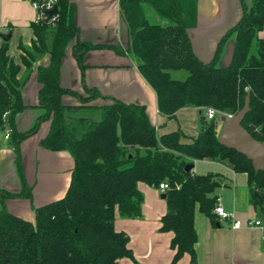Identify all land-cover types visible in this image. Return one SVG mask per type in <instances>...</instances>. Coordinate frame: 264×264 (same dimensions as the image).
I'll list each match as a JSON object with an SVG mask.
<instances>
[{"label":"trees","instance_id":"16d2710c","mask_svg":"<svg viewBox=\"0 0 264 264\" xmlns=\"http://www.w3.org/2000/svg\"><path fill=\"white\" fill-rule=\"evenodd\" d=\"M197 0H118L119 12L127 27L128 44L124 51L136 62V68L156 95L157 110L168 120L185 108H212L217 117L201 115V132L183 142L179 129L157 135L143 106L112 100L103 106L89 103L106 98L96 89L84 88L85 97L61 88L59 72L65 50L71 53L81 76L84 57L95 49L112 46L92 45L79 40L75 10L68 0H60L59 19L54 28L32 24L30 48L20 46L21 65L29 73L37 56L48 55L46 66L35 72L39 85L38 107L44 114L27 132L18 133L15 117L28 107L23 104L21 66L8 55L6 43L0 46V133L9 131V143L16 157L15 166L21 184L18 193L0 191V264H123L134 261L128 237L114 229L116 213L135 219L141 214L142 195L138 184L157 189L167 183L164 192L168 209L161 218L162 232H170L173 264L188 255L197 264L194 253L196 208L214 221L217 205L214 195L220 183L216 175L185 172L196 161L226 162L235 173L247 176L248 187L260 196L253 204L264 213V172L255 173L251 162L234 150L218 144L219 115H235L249 95V112L241 126L257 142H264V0H252L249 6L239 0L240 16L218 40L212 59L201 62L192 50L188 30L196 26ZM153 18L156 19L155 22ZM233 38L230 62L220 67L219 59L226 42ZM185 72L184 79L172 73ZM63 95L79 98L80 106L63 105ZM82 108L87 117L67 120L66 112ZM49 128L40 145L48 151H67L73 168L65 195L35 208L33 223L8 212L7 199L32 202L21 158L20 142L35 134L41 123Z\"/></svg>","mask_w":264,"mask_h":264},{"label":"crops","instance_id":"0c3cea01","mask_svg":"<svg viewBox=\"0 0 264 264\" xmlns=\"http://www.w3.org/2000/svg\"><path fill=\"white\" fill-rule=\"evenodd\" d=\"M68 1L75 10L79 40L92 45L112 46L116 50L95 49L87 52L83 62V77L73 56L66 53L59 72L61 88L71 90L81 97L86 96L85 87L96 89L106 98L95 100L88 106L109 105L112 100L143 106L157 135L179 129L183 142H190L195 138L201 132L200 117L204 116V111L195 108L181 109L172 120L158 112L153 89L140 75L136 62L124 52L128 44V33L120 16L118 0ZM196 3L197 23L188 30V34L193 52L201 62L207 63L213 57L218 40L238 21L240 3L239 0H197ZM35 15L28 0H0V46L6 43L8 55L21 66L19 80L27 78L20 91L22 102L28 108L15 117V129L18 133L29 131L39 117V85L35 72L38 66H46L49 61L46 54L37 56L29 73L20 64V46L30 48L34 39L31 25ZM6 36L8 40L4 41L3 37ZM258 37L264 39V31ZM229 60L227 50L221 55L219 64L225 67ZM61 101L63 105L71 108L80 106L79 98L73 95H63ZM48 128V122L41 123L37 132L22 140L18 146L23 175L27 186L31 188L32 202L27 199L5 200L9 213L31 223L34 221L32 206L38 208L65 195L73 168V160L67 151H48L40 145ZM13 153L16 154L9 140L4 144L0 142V160L12 156ZM15 157L11 159L14 164ZM28 161L33 164L31 171L27 170ZM199 162L207 165L205 173L198 174L193 170L192 173L217 176L220 185L214 192L216 204L226 212L233 213L242 228L232 230L229 220H223L214 213L215 220L211 221L196 208L194 253L197 264H264V215L252 202L253 194L248 187L247 176L235 173L226 162L204 160L194 163ZM40 163L45 165L42 171L46 167L49 171L47 174L42 172L39 179H36ZM39 187L43 190L41 194L36 193ZM4 188L0 191L18 193L21 184L19 181L10 191L9 187ZM138 190L143 198L140 216L129 219L116 213L114 219V229L127 235L128 247L134 259L123 260L122 263L173 264L174 251L170 248L172 234L160 230L161 218L168 213L165 198H161L164 193L143 183L138 184ZM254 221H259L261 226L247 227L248 222ZM175 264H190V258L183 255Z\"/></svg>","mask_w":264,"mask_h":264},{"label":"water","instance_id":"95a60500","mask_svg":"<svg viewBox=\"0 0 264 264\" xmlns=\"http://www.w3.org/2000/svg\"><path fill=\"white\" fill-rule=\"evenodd\" d=\"M55 11L56 9H54L51 13ZM3 39L4 41H7L8 36L3 37ZM248 112L249 95L246 96L242 109L235 115L218 117L217 122L221 123L222 126L218 133L217 142L220 146L234 150L238 154L244 156L248 161L251 162L255 173L264 172V142L259 143L254 140L241 126V123ZM192 170L193 165H186L184 168L185 172H191ZM251 192L253 197L257 198L260 202V196L257 194L255 187L251 189ZM161 198L164 199L165 195L162 194ZM0 254L3 255L1 247Z\"/></svg>","mask_w":264,"mask_h":264},{"label":"rangeland","instance_id":"374dc122","mask_svg":"<svg viewBox=\"0 0 264 264\" xmlns=\"http://www.w3.org/2000/svg\"><path fill=\"white\" fill-rule=\"evenodd\" d=\"M244 2L246 3L247 6H249L251 4L252 0H244ZM155 20L156 19L153 18V21L154 22H155ZM213 37H214V35H213ZM71 47H72V42L67 46V48L65 50V54L66 53L67 54L69 53V54L72 55V53H71ZM232 48H233V38H230L226 42V44H225V46L223 48L222 55L225 54L227 52V50H228L229 56L231 57ZM218 65L221 67L220 64H218ZM185 76H186V73L185 72L172 73V77L174 79L182 80V79L185 78ZM79 105H81V104L79 103ZM38 110H39L38 113H40L39 116L42 115V114H44V110L43 109L38 108ZM89 113H90V111H88L87 109L84 110L82 108H78L77 110H70V111H67L66 112V119L67 120H70V119H74L76 117H87L89 115ZM27 114H33V113H27ZM36 114H37V112H36ZM204 114H205V112H204ZM26 116H28V115H26ZM223 116H231V115H223ZM30 120H31V117H30ZM34 123L36 124L37 123V120H35L33 122V125H34ZM221 126H222V124L221 123H218V132L220 131ZM0 142L2 144L6 143V140H4V132H1L0 133ZM67 154H69V153H67ZM14 155L16 156V154L13 153L12 156H6L5 159L0 160V189H2L4 187H9L8 190L10 191V189L13 188V185L19 183V179L17 177V173H16V170H15V164L11 160V159H13L15 157ZM38 165H39V171L35 175L36 179H39V175H42V172H44L45 174H47L48 171H49L47 169L48 167H46V170H43L42 171V168L45 167V165L43 163H40ZM32 166H33V164L30 161H28L27 170L28 171H31ZM193 166H194L193 171L195 173H198V174H201V173L204 174L205 171H206L205 169H207L205 167L207 165H205L204 163H201V162L194 163ZM8 169H10V171H8ZM4 189H7V188H4ZM37 189H38V191L36 192L37 194H41L43 192V190L41 189V187H39ZM66 189H67V187H66ZM66 189H65V191H66ZM263 215H264V213H263ZM262 218L264 219V216H262Z\"/></svg>","mask_w":264,"mask_h":264},{"label":"built area","instance_id":"2783aa9c","mask_svg":"<svg viewBox=\"0 0 264 264\" xmlns=\"http://www.w3.org/2000/svg\"><path fill=\"white\" fill-rule=\"evenodd\" d=\"M31 7L35 11V19L33 24L43 26L46 25L50 28H54L59 19V1L60 0H28ZM54 9L55 12L51 13ZM205 117L207 120H211L217 117L215 110L212 108H208L205 110ZM223 115H219L222 117ZM9 138V131H4V139L8 140ZM157 190L164 193L168 190L167 183L163 182L160 183ZM213 213L223 220H229L231 223L232 230H239L242 228V224L235 220L234 214L226 212L220 205H216ZM261 223L259 221L248 222L247 227H260ZM264 229V227H262Z\"/></svg>","mask_w":264,"mask_h":264}]
</instances>
